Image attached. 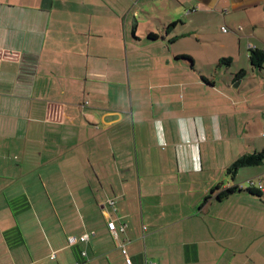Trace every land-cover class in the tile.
Listing matches in <instances>:
<instances>
[{
  "label": "crops",
  "instance_id": "0c3cea01",
  "mask_svg": "<svg viewBox=\"0 0 264 264\" xmlns=\"http://www.w3.org/2000/svg\"><path fill=\"white\" fill-rule=\"evenodd\" d=\"M128 10L122 0H0V264H128L126 253L131 264H264V197H216L264 182V162L227 177L235 159L264 148V66L250 60L252 48L264 50V0H160V38L172 48L188 39L167 53L190 57L180 72L201 88L184 117L197 137L217 133L173 139L193 150L163 155L172 168H160V153L133 151L136 121L142 135L180 107L166 104L176 93L166 86L154 117L143 106L135 115L131 78L128 103L127 69L143 44L139 14ZM222 58L242 63L232 74L250 92L243 105L213 80ZM111 220L126 224L119 239ZM85 233L88 241H69Z\"/></svg>",
  "mask_w": 264,
  "mask_h": 264
},
{
  "label": "rangeland",
  "instance_id": "374dc122",
  "mask_svg": "<svg viewBox=\"0 0 264 264\" xmlns=\"http://www.w3.org/2000/svg\"><path fill=\"white\" fill-rule=\"evenodd\" d=\"M122 3L128 7V12L131 11V17L135 15V11L139 14L137 16L140 23L138 33L143 37L142 46H138V51L134 48L133 52V54H138L140 59H137L136 61L133 60L131 69H127V72L131 73H128L127 75V85L123 86V93L127 95L128 103V83L131 78V85L133 86V89H135V92H137V98H135L137 103L134 105L135 115L138 113L139 106H143L147 109V116L154 117L156 115V104H160V89L166 86L168 87L164 90H170L172 93L176 92L174 93L173 98L166 100V104H169L172 101L180 107L176 109L177 112L169 120L162 118L160 119V122L157 121L155 124L150 123L147 127L148 132L147 130L143 131L142 135L140 125L136 121L135 139H139V142H137V146L133 144V151L138 150L140 155L141 153L143 154L144 150L147 153H160V168L176 167V161L163 159V155L172 154L175 151L187 153L193 149H191L189 145L175 149V145L172 143L173 139H200L203 137V139H217L215 137L217 133L216 131H213V128L211 132L203 130L202 136L197 137V134L194 133L195 128L193 123H190L184 117L186 107L184 101L189 99V93L195 90H200L201 88L196 85L198 77L192 74L185 75L180 72V68L186 65L185 63L187 60L182 58L175 59L173 54H169L167 51L173 50V52H178L187 48L186 45L188 44V39L181 38L179 42H175L176 45L172 48V46H170V39H166L165 35L164 39L160 38L163 37L162 34L165 33L160 21V0H122ZM224 26L227 27L226 25ZM219 29L220 31L222 30L221 25L219 26ZM151 30L159 36L158 39L152 40L149 37ZM216 30L217 28L214 31L215 33H217ZM161 52L166 53L167 56L172 55V59L169 63L156 62V56L157 54L160 56ZM219 65L224 69L223 73L216 75L213 80H215L218 87L221 86L222 88H225V86H229L232 90L229 91L227 99L230 103L235 102V106H240L242 104L240 102L244 101L250 92H246L245 86H242L241 88L237 87L239 80H234L235 74H232V72H234L233 70L236 66H242V63ZM219 65L217 64L215 68H219ZM203 87H205V85ZM164 90L162 89V92ZM158 116H160V113ZM127 124H129V126H125L127 133L129 132L128 134H130L131 139H134L135 131L131 117ZM198 130H200L199 125ZM207 134L210 135L207 136ZM140 139H149L147 143L149 146L151 144V147L144 142L145 148H143ZM153 139H161L160 144ZM197 150H200L199 146H197ZM227 177L229 178V181L232 179L229 174H227Z\"/></svg>",
  "mask_w": 264,
  "mask_h": 264
},
{
  "label": "trees",
  "instance_id": "16d2710c",
  "mask_svg": "<svg viewBox=\"0 0 264 264\" xmlns=\"http://www.w3.org/2000/svg\"><path fill=\"white\" fill-rule=\"evenodd\" d=\"M175 24H176V22L170 23L167 26V31L170 32ZM149 37L151 39H158L159 36L157 34H155L154 32H150ZM178 58H189L190 59V57L188 55H180V56H178ZM250 60H251V63L254 67L263 68V66H264V50L257 49L255 47L252 48L251 53H250ZM231 61H232L231 58H222L219 60V64L229 65L231 63ZM245 73H246V71L244 69H242L237 73V76H239V77L243 76V75H245ZM263 162H264V148L260 151H256V152H253L250 154H243L242 156L238 157L237 159H235L232 162V164L228 168L227 172H228V174L234 176L240 168L247 167V166H256V165L262 164ZM257 181H259V180H257ZM243 190H246L252 194H256V195H259L261 197H264V193L261 190H259L256 186L247 185V181H244L242 183H238L234 186H229L228 188L219 192L216 197L218 199H222V198H224V197H226V196H228L234 192L243 191ZM209 198H210L209 196L206 197L205 201H207Z\"/></svg>",
  "mask_w": 264,
  "mask_h": 264
},
{
  "label": "built area",
  "instance_id": "2783aa9c",
  "mask_svg": "<svg viewBox=\"0 0 264 264\" xmlns=\"http://www.w3.org/2000/svg\"><path fill=\"white\" fill-rule=\"evenodd\" d=\"M222 29L224 31H228V28L227 27H222ZM247 185H250V186H256L259 190H261L263 193H264V182L262 180H255V179H248L247 180ZM108 227H109V230L112 234V236L115 238V239H119L121 233L125 232L126 230V224H120V225H117L116 222L114 220H111L108 222ZM77 240H81V241H88L89 240V234L88 233H85L83 235H81L80 237H70L69 241L71 243H74L76 242ZM122 247H124L122 245ZM83 255H86V252H83ZM126 255V261L128 264H131V259L128 257L127 253L125 254ZM55 257V254L52 255V258ZM157 264V263H155Z\"/></svg>",
  "mask_w": 264,
  "mask_h": 264
}]
</instances>
